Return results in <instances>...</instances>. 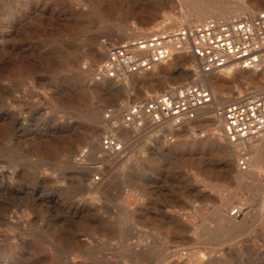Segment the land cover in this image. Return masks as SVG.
<instances>
[{"label":"rangeland","instance_id":"374dc122","mask_svg":"<svg viewBox=\"0 0 264 264\" xmlns=\"http://www.w3.org/2000/svg\"><path fill=\"white\" fill-rule=\"evenodd\" d=\"M193 1L264 10V0ZM187 14H197L193 2L0 0V264H264V157L239 171L238 154L208 141L217 132L208 111L200 139L133 142L123 133L130 157L92 158L94 169L75 162L83 148L98 151L107 109L195 85L175 71L166 75L171 89L142 85L144 74L95 80L108 45L189 25L162 26ZM244 76L213 84L227 92L220 103L264 88L261 77ZM93 114L103 123L96 146L84 137ZM236 207L239 220L229 216Z\"/></svg>","mask_w":264,"mask_h":264},{"label":"built area","instance_id":"2783aa9c","mask_svg":"<svg viewBox=\"0 0 264 264\" xmlns=\"http://www.w3.org/2000/svg\"><path fill=\"white\" fill-rule=\"evenodd\" d=\"M177 55L192 56L202 77L230 67L261 71L264 68V10L173 30L157 29L146 37L108 45L106 59L95 71V80L121 81L132 75L150 73ZM205 111L209 113L205 118L223 121V133L231 145L243 147L236 162L240 171H250L253 157L248 146L264 136V89L220 103L211 88L201 84L156 94L120 109H107L104 120L109 128L100 140L99 152L83 148L75 162L79 167L94 169L92 158L102 161L130 157L123 133L129 134L133 142L138 136L154 135L157 140L175 143L185 133L200 139L204 135L196 125ZM101 182L99 169L92 183ZM229 216L239 220L244 211L236 207L230 210Z\"/></svg>","mask_w":264,"mask_h":264},{"label":"bare ground","instance_id":"6f19581e","mask_svg":"<svg viewBox=\"0 0 264 264\" xmlns=\"http://www.w3.org/2000/svg\"><path fill=\"white\" fill-rule=\"evenodd\" d=\"M177 2L179 4H184L185 2H193V6L194 9L197 11V14L195 15H185L184 17H181L180 19L175 18L173 16H167L166 20L170 21L169 23H164V25H162L163 27H166L169 24H173V25H181L184 24V22H188L190 23L189 25H198L203 23L205 20H210V19H218V18H232V16H236L238 14H242L244 12H251V13H256L254 12V10L248 9L246 6L244 5H237L234 3H227V2H219V3H215V4H209V3H202V2H195V1H188V0H177ZM248 6V5H247ZM163 12L166 14H169L168 11L165 10V8H163ZM165 29V28H164ZM129 34V33H128ZM127 34V35H128ZM146 34H150L149 31H143V30H139V31H135L132 34V37H128L129 39H138L141 37H146ZM126 38V37H125ZM103 51V50H102ZM104 53V52H103ZM96 57H100V54L102 55V52L99 50L96 51L95 53ZM105 55V54H104ZM103 56V55H102ZM181 56H185V55H177L176 56V60H173L172 62H168V64H161L158 66V68H156V70H154L153 72L150 73H146L143 76H141L140 78V82L142 85H148L151 88L153 87L154 89H171L170 87V83L168 81H170L169 79L166 78V75L171 74L172 72H178L180 76L184 77L185 81L189 80V83H194L196 84H201V85H205L208 86L209 88H211V90L214 92L216 99L218 100H225L226 97V93L223 92H218L217 90L214 89L213 84L215 82H217L220 79L223 80H240V81H246V77L244 76V73H249L251 75H256L261 77L260 80L262 85H264V68L261 71H253V70H242L239 68H227L225 70H223L222 72H219L218 74L213 76L212 78H209L210 76H206V77H202L199 73L197 68L195 67V65L193 66L192 62L195 61V59L192 56H189L191 58H187L188 62L187 64H179L178 61L179 59H181ZM74 60L76 62L79 63L80 58L79 57H74ZM160 69V71H159ZM195 77V79H193ZM252 78V77H251ZM250 79V78H249ZM254 79V78H252ZM257 83V82H256ZM174 84V83H173ZM184 84V83H183ZM239 85V84H238ZM241 85V84H240ZM251 85V84H250ZM225 86V85H224ZM227 86V85H226ZM245 86V85H244ZM252 86V85H251ZM260 86V85H259ZM218 88V87H215ZM238 88V92L239 94L244 93V91ZM262 88V87H261ZM130 89V88H129ZM219 89V88H218ZM223 90V88H220ZM246 89V88H245ZM264 89V88H263ZM237 90V89H236ZM235 90V91H236ZM153 90H150V92ZM128 92V91H127ZM140 92V91H139ZM251 92V91H250ZM156 93V92H155ZM145 95L148 94V92H144L142 91L141 95ZM233 94V93H232ZM247 94V93H246ZM129 95V93H128ZM235 95V94H234ZM237 96V95H236ZM144 97V96H143ZM150 97V96H149ZM148 98V97H147ZM228 100V99H227ZM126 101V100H125ZM124 102V101H123ZM92 124L90 125V127H88V129L85 132V140L89 145L94 144L96 146V137L99 136V132L101 130V125L103 124L102 122H98V115H92ZM214 120V122L217 124L216 125V134L214 137L212 138H208V141H217L219 144L224 145V148L226 149V151L228 152L230 157H234L236 156V154H238L240 152V150L243 148L241 146H236V145H231L227 139L224 136L223 133V121L218 119V118H212ZM104 127V126H103ZM107 128V127H104ZM154 136V135H153ZM153 136L151 135H146L144 136L146 139H152ZM124 138V137H123ZM149 141V140H148ZM131 142V141H130ZM151 143V142H150ZM248 149L250 150V152L252 153V164L254 163L257 167L260 166V164L263 162V157H264V136L261 137L257 142L253 143L252 145L248 146ZM100 147L98 149L97 152H99ZM173 153V152H172ZM154 154V153H153ZM166 154H169V152ZM157 157V156H156ZM152 160V159H151ZM150 160V161H151ZM156 160V159H155ZM154 161V160H153ZM254 167V166H253ZM252 170V169H251ZM237 171V170H236ZM240 171V170H239ZM255 171H257L255 169ZM242 172V171H241ZM246 173V172H245ZM256 173V172H254ZM258 173V171H257ZM244 174V173H243ZM144 175V174H143ZM241 175V174H240ZM147 176V175H146ZM239 176V175H238ZM243 176V175H242ZM240 178V176H239ZM242 180V179H241ZM258 180V179H257ZM141 182V181H140ZM144 185V184H143ZM145 186H147L145 184ZM90 188V187H89ZM143 189V188H142ZM262 202V201H261ZM218 212V211H217ZM218 214V213H217ZM232 225V224H231ZM233 227V226H232ZM80 246V245H79ZM78 248V247H77ZM181 254V253H180ZM184 254V252H183ZM182 255V254H181ZM178 256V255H177ZM187 256V255H186ZM189 256V255H188ZM124 264V263H123Z\"/></svg>","mask_w":264,"mask_h":264},{"label":"crops","instance_id":"0c3cea01","mask_svg":"<svg viewBox=\"0 0 264 264\" xmlns=\"http://www.w3.org/2000/svg\"><path fill=\"white\" fill-rule=\"evenodd\" d=\"M202 186V185H201Z\"/></svg>","mask_w":264,"mask_h":264}]
</instances>
